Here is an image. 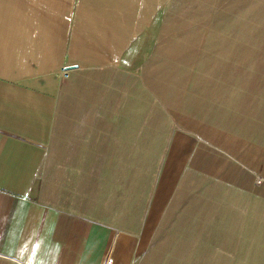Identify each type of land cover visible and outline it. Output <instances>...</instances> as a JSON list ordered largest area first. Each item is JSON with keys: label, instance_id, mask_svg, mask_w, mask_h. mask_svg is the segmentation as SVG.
Returning <instances> with one entry per match:
<instances>
[{"label": "rangeland", "instance_id": "374dc122", "mask_svg": "<svg viewBox=\"0 0 264 264\" xmlns=\"http://www.w3.org/2000/svg\"><path fill=\"white\" fill-rule=\"evenodd\" d=\"M123 1L0 0V42L13 38L10 47L22 26L57 27L54 57L35 55L40 72L121 62L130 71L118 72L110 97L105 90L104 134L115 139L72 149L83 155L72 165L89 173L99 161L85 159L103 157L102 178L86 188L94 203L102 182V212H86L140 234L148 207L160 206L152 215L164 225L152 227L136 264H192L228 247L216 238L225 233L248 235L249 252H264V0H140L135 11ZM111 122L135 129L106 130ZM170 159L182 176L170 178L166 205L156 196ZM199 230L211 241H194Z\"/></svg>", "mask_w": 264, "mask_h": 264}, {"label": "crops", "instance_id": "0c3cea01", "mask_svg": "<svg viewBox=\"0 0 264 264\" xmlns=\"http://www.w3.org/2000/svg\"><path fill=\"white\" fill-rule=\"evenodd\" d=\"M134 1L130 11H135L137 3L143 4ZM142 9L146 13L148 8ZM56 28L22 26L15 47H10L13 38L0 42V264H136L144 253L143 244L152 236V227L164 225V219L155 220L152 215L160 206L148 207L151 215L142 219L140 234L120 229L113 217L104 221L101 215L91 216L88 209L101 211L103 190L99 181L93 203L88 195L92 191L86 189L87 179L102 178V154L85 159L95 161L96 168L99 161V173L97 169L95 174L89 173L82 164L72 165L83 162L82 153L79 157L72 155L73 147H102L105 135L114 138L113 134H104L105 90L110 97L118 72L123 78L130 71H124L121 62L85 68L69 65L78 68L58 78L49 71L40 72L35 55L43 49L42 57L47 61L50 51L54 57ZM21 46L25 49L19 53ZM134 126L111 122L105 129L134 130ZM133 137L135 132L125 135L127 140ZM59 146L65 147L63 154L57 153ZM169 161L170 169L168 164L164 167L156 196L158 203L164 200L166 205L170 178H176V185L182 176L172 170L176 160ZM72 179H78L74 188ZM247 237L226 233L216 236L229 246L204 257L195 254L192 264H264V252L247 249ZM193 238L197 243L211 241L200 230ZM236 242L239 247L233 245Z\"/></svg>", "mask_w": 264, "mask_h": 264}, {"label": "water", "instance_id": "95a60500", "mask_svg": "<svg viewBox=\"0 0 264 264\" xmlns=\"http://www.w3.org/2000/svg\"><path fill=\"white\" fill-rule=\"evenodd\" d=\"M77 68H78V66H68V67H66V68L64 69V71H65V72H69V71L75 70V69H77Z\"/></svg>", "mask_w": 264, "mask_h": 264}, {"label": "built area", "instance_id": "2783aa9c", "mask_svg": "<svg viewBox=\"0 0 264 264\" xmlns=\"http://www.w3.org/2000/svg\"><path fill=\"white\" fill-rule=\"evenodd\" d=\"M106 264H111V263L107 262Z\"/></svg>", "mask_w": 264, "mask_h": 264}]
</instances>
